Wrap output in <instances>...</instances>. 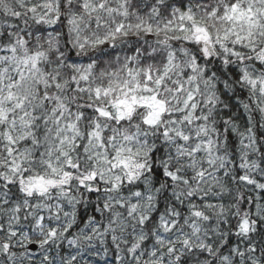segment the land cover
Wrapping results in <instances>:
<instances>
[{"label":"snow or ice","instance_id":"1","mask_svg":"<svg viewBox=\"0 0 264 264\" xmlns=\"http://www.w3.org/2000/svg\"><path fill=\"white\" fill-rule=\"evenodd\" d=\"M0 264H264V0H0Z\"/></svg>","mask_w":264,"mask_h":264}]
</instances>
